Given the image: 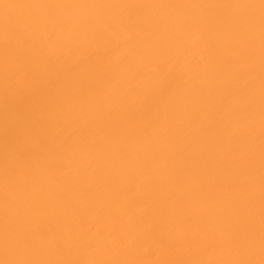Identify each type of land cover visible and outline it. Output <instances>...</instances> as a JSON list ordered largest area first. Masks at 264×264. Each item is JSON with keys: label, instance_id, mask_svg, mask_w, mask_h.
Listing matches in <instances>:
<instances>
[{"label": "bare ground", "instance_id": "1", "mask_svg": "<svg viewBox=\"0 0 264 264\" xmlns=\"http://www.w3.org/2000/svg\"><path fill=\"white\" fill-rule=\"evenodd\" d=\"M0 264H264V0H0Z\"/></svg>", "mask_w": 264, "mask_h": 264}]
</instances>
